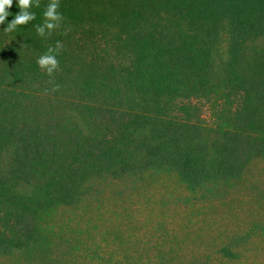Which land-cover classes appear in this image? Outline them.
I'll use <instances>...</instances> for the list:
<instances>
[{"label": "trees", "instance_id": "1", "mask_svg": "<svg viewBox=\"0 0 264 264\" xmlns=\"http://www.w3.org/2000/svg\"><path fill=\"white\" fill-rule=\"evenodd\" d=\"M48 3L6 34L13 0L0 24V258L102 184L161 175L209 195L264 155V0H60L44 39ZM57 41L52 91L36 61Z\"/></svg>", "mask_w": 264, "mask_h": 264}, {"label": "rangeland", "instance_id": "2", "mask_svg": "<svg viewBox=\"0 0 264 264\" xmlns=\"http://www.w3.org/2000/svg\"><path fill=\"white\" fill-rule=\"evenodd\" d=\"M202 116L212 124L206 107ZM39 237L30 254L0 264H264V155L209 195L161 175L102 184L78 205L42 213Z\"/></svg>", "mask_w": 264, "mask_h": 264}, {"label": "clouds", "instance_id": "3", "mask_svg": "<svg viewBox=\"0 0 264 264\" xmlns=\"http://www.w3.org/2000/svg\"><path fill=\"white\" fill-rule=\"evenodd\" d=\"M41 0H16L20 11L15 15L11 22L3 29L8 34L14 32L18 26H24L36 18V14L31 11L33 7L39 8ZM13 0H0V24H5L6 18L10 15L8 9L12 7ZM60 0H49L44 12L43 23L35 25L36 34L44 39L51 37L53 32L61 27L63 21L62 14L58 11ZM66 34V32H65ZM63 45L57 41L54 47H48L47 52L37 59V65L41 71L50 77L49 83L52 84V91L59 90V85L54 83V73L60 70L57 56L62 52Z\"/></svg>", "mask_w": 264, "mask_h": 264}]
</instances>
